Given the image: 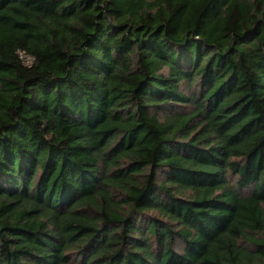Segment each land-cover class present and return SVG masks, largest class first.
<instances>
[{
  "label": "trees",
  "instance_id": "1",
  "mask_svg": "<svg viewBox=\"0 0 264 264\" xmlns=\"http://www.w3.org/2000/svg\"><path fill=\"white\" fill-rule=\"evenodd\" d=\"M0 264H264V0H0Z\"/></svg>",
  "mask_w": 264,
  "mask_h": 264
},
{
  "label": "built area",
  "instance_id": "2",
  "mask_svg": "<svg viewBox=\"0 0 264 264\" xmlns=\"http://www.w3.org/2000/svg\"><path fill=\"white\" fill-rule=\"evenodd\" d=\"M19 53H20V56L23 58V60L27 61L28 55L25 53H22L21 51Z\"/></svg>",
  "mask_w": 264,
  "mask_h": 264
}]
</instances>
